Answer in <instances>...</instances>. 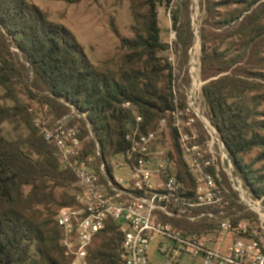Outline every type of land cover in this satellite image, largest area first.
<instances>
[{
	"label": "trees",
	"instance_id": "16d2710c",
	"mask_svg": "<svg viewBox=\"0 0 264 264\" xmlns=\"http://www.w3.org/2000/svg\"><path fill=\"white\" fill-rule=\"evenodd\" d=\"M204 1L210 20L215 19L217 7L244 5L239 33L245 50L252 49L264 37V0ZM145 4L148 10L142 18V31L134 39H122L124 47L131 51L127 59L129 68L115 80L91 62L67 26L51 21L35 3L0 0V89L4 91L0 97V264H70L61 247L62 231L53 209L77 206V177L72 170L62 168L58 149L40 133L39 119L29 111L31 107L22 96L37 100L50 121L64 116L73 118L69 126L77 129L85 142L83 157L96 156L97 144L106 160L122 154L131 143L130 127L136 124L137 117L143 118L145 132L156 129L161 119L168 117L174 106L175 78L170 65L162 64L159 57V53L168 50V45L161 39L157 10L159 5L173 10L172 25L178 31L175 48L187 57L193 32L190 19L184 22L182 16L189 10L190 0H145ZM132 10L138 18L137 8ZM239 19L229 16L220 19L217 25L231 26ZM202 50L204 63L214 65L218 72L225 71L215 52L214 56L210 54L205 44ZM257 57L258 63L264 61L256 53ZM136 61L142 65L130 67ZM230 67L231 62L226 68ZM167 70V87L163 89L159 84ZM259 76L264 78L262 73ZM259 84L226 74L204 84L202 94L206 116L225 144L233 176L253 199L264 202V119L258 120L264 117V111L258 110L264 102V93L249 96L259 89ZM125 103L130 106L124 107ZM74 111L82 117L75 114L72 117ZM5 123L25 126L27 133L9 139L3 131ZM202 126L198 121L202 139L206 140ZM167 132H171L173 145L177 147L178 135L171 125L159 135L158 141ZM255 150L260 152L248 162L247 155ZM178 157L182 165L179 154ZM108 171L111 172L110 167ZM179 173L189 179L183 165ZM226 183L232 190L230 208H240L239 193L227 180ZM71 186L75 187L74 192L67 193L65 190ZM42 209L48 210L47 219ZM244 218L241 214L239 219ZM182 224L205 232H213L217 225L216 222ZM257 231L249 227L247 237L259 240L264 250V241ZM98 238L96 245H92L90 264H122L123 234L119 226L109 222Z\"/></svg>",
	"mask_w": 264,
	"mask_h": 264
},
{
	"label": "built area",
	"instance_id": "2783aa9c",
	"mask_svg": "<svg viewBox=\"0 0 264 264\" xmlns=\"http://www.w3.org/2000/svg\"><path fill=\"white\" fill-rule=\"evenodd\" d=\"M197 80L185 89V100L178 93L176 79L172 81L174 106L156 129L143 131L144 120L137 117L130 127L131 143L118 155L120 160L103 158L98 144L100 160L83 157L85 142L77 129L67 126L68 116L53 126L37 120L40 133L58 149L62 168L77 177V206L60 208L55 217L70 264H89L90 249L109 222H115L123 234L122 264H190L197 260L202 264H264L261 242L247 237L248 223L239 219L241 212L230 208L232 190L226 180L242 202L241 181L233 176L225 144L201 110L203 83ZM169 125L177 132L175 149L189 179L179 175L182 169L165 158L164 149L157 150L159 135ZM126 169L131 174L127 183L116 175ZM182 222H216L219 233L192 229Z\"/></svg>",
	"mask_w": 264,
	"mask_h": 264
},
{
	"label": "rangeland",
	"instance_id": "374dc122",
	"mask_svg": "<svg viewBox=\"0 0 264 264\" xmlns=\"http://www.w3.org/2000/svg\"><path fill=\"white\" fill-rule=\"evenodd\" d=\"M29 1L43 9L48 14L51 21L67 26L85 48L87 52L86 54L91 62L109 77L118 80L121 77L122 72L129 68V66H127V59L128 55L131 54V51L124 47L122 39H134L136 33L142 31V18L146 15L148 10L145 0ZM133 7L137 8L140 13V15L138 14V18L134 17L132 10ZM255 8L256 7H254V9ZM243 10V4L234 5L232 7L229 6L227 8L217 7L213 13L215 19L210 20L205 1L190 0L189 10L183 12L182 16L184 22L187 18L190 19L191 30L193 32L192 45L188 56L185 57L183 52L179 53L175 48L178 31L174 29L172 25L171 12L173 10H167L165 7L158 6V22L162 29L161 39L163 43L168 45V50L159 53V57L162 59V64L168 63L170 65L171 71L177 82V89L181 99L185 97V89H189L192 86L194 78H198L197 81L202 82L204 85L209 81L218 79L226 74L249 78L251 81H255L256 85L260 83L258 90L249 93L250 98L261 96L264 93V78L259 76L260 73L264 74V61L258 63V57L256 59V53L259 57H264V37H261L256 41L252 45V49L249 51L245 50L246 45L239 33L241 28L240 22L243 19V16H240V14L243 13ZM229 16L233 18L239 16L240 19L233 22L231 26L229 25L219 28L217 22L220 19ZM204 44L210 54L213 56L214 52L217 54L215 57L222 61L221 66L225 71L218 72V68L214 65H211L209 62H203L202 48ZM169 57L173 58V62L169 61ZM230 62L232 67L228 69L226 67H229ZM138 65H142V63L136 61V63H131L130 67ZM168 72L169 70L165 72V78H163L159 84L163 89H166L167 87L166 75H168ZM3 94L4 91L0 89V97L4 96ZM22 99L27 106L31 107L29 111L34 114V117L43 121V124L53 126L55 121L60 119L55 118L56 120L50 121L51 118L47 117L46 111L37 103V100H30L27 96H22ZM8 104L10 105V103ZM204 104V102L201 104V110L206 116V108ZM258 110L264 111V102H261ZM74 114L78 115L74 111L72 117ZM78 117H82V115H78ZM261 119H264V117L258 120ZM70 120L73 121V118H70ZM67 126L71 128L69 122ZM2 127L5 136L9 139L16 138L19 135L23 136L27 133L25 126L5 123ZM262 133L264 134V132ZM156 144L159 145L157 150H165L163 154L165 158L169 157L170 161L176 162L178 167L182 169L178 153L175 149L176 147L173 145L174 140L171 132L165 133L162 139L156 142ZM259 152L260 150L252 151L249 156L247 155L246 160L250 162ZM94 157L95 160L99 158L97 155ZM112 157L115 160H120V156L118 155ZM258 166H260V164H258ZM116 175L125 183L131 179V174L128 169L117 171ZM241 189L243 201H240V208L238 207L237 209L234 207V209L244 215L246 218H244L245 222L248 223L249 227L257 229L258 234L264 241L263 199H253L252 195L248 192V189L245 188L242 183ZM74 190L75 187L71 186L65 191L67 193H73ZM60 200L61 199H59V201ZM60 207L61 206H56L53 209L55 210V214ZM47 212V209H42L45 219H47ZM215 226L216 230L218 226ZM215 230L213 231L214 234L219 233ZM98 237L97 240L95 239L96 242L94 241V246L100 239ZM91 249L89 253L90 259ZM161 261L162 259L159 260V262ZM190 264H202V261L197 260L194 263L192 261Z\"/></svg>",
	"mask_w": 264,
	"mask_h": 264
},
{
	"label": "bare ground",
	"instance_id": "6f19581e",
	"mask_svg": "<svg viewBox=\"0 0 264 264\" xmlns=\"http://www.w3.org/2000/svg\"><path fill=\"white\" fill-rule=\"evenodd\" d=\"M260 207V206H259Z\"/></svg>",
	"mask_w": 264,
	"mask_h": 264
}]
</instances>
